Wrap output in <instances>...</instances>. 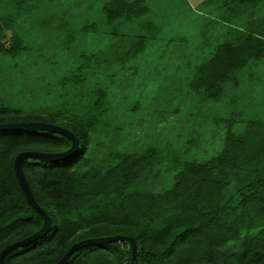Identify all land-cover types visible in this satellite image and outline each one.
<instances>
[{
    "label": "trees",
    "instance_id": "trees-1",
    "mask_svg": "<svg viewBox=\"0 0 264 264\" xmlns=\"http://www.w3.org/2000/svg\"><path fill=\"white\" fill-rule=\"evenodd\" d=\"M149 1L108 0L102 7L105 23L116 29L114 22L121 16L128 19L146 13ZM182 1L181 5L193 12L190 26L196 27L198 22L202 27L209 26V18L235 29L233 37L220 42L210 57L193 69L195 89L218 98L242 70L264 58V19L263 24L249 21L246 26L235 22L238 18L244 21L238 10L250 7L255 11L258 0H203L197 10L189 0ZM40 4L45 3L41 0ZM32 5L30 0H0L1 51L10 55L19 51L18 19L34 10ZM172 8L167 6L168 12L156 20L169 22ZM196 13L201 18L198 21ZM2 20L5 27H1ZM148 29V39L157 40L161 32ZM6 38L12 40L10 48L3 44ZM146 40L140 39L127 54L115 48L107 57L98 55L89 67L92 75L104 74L105 62H112L114 74L116 67H122L143 49ZM84 74L79 73L81 80ZM96 92L100 99L106 95L104 90ZM84 97L78 94L75 105L86 102ZM100 101L81 117L64 121L58 119V113L44 116L0 106V123L51 122L68 128L79 139V150L67 160H24L25 174L37 201L51 217V227L43 238L10 251L5 264H53L79 240L115 234L135 237L134 264H264V117L249 119L237 132L235 120L226 119L228 130L223 132L219 152L205 162H182L168 189L154 193L141 186L142 177L146 170H158L165 162L160 149L148 147L140 154L124 157L110 151L115 148L107 144L103 148L110 157L97 158L95 163L86 157L91 132L98 125ZM70 144L67 137L45 130H0V251L36 232L43 222L21 190L14 171L15 156L24 150L62 151ZM233 243L237 249L220 258L223 246ZM131 262L130 243L120 241L83 247L65 264Z\"/></svg>",
    "mask_w": 264,
    "mask_h": 264
},
{
    "label": "rangeland",
    "instance_id": "rangeland-1",
    "mask_svg": "<svg viewBox=\"0 0 264 264\" xmlns=\"http://www.w3.org/2000/svg\"><path fill=\"white\" fill-rule=\"evenodd\" d=\"M40 1L30 0L34 10L18 19L19 51L10 55L0 50V106L44 116L58 113L64 121L81 117L102 99L86 153L91 162L110 157L103 148L107 144L115 148L110 151L124 157L158 148L165 162L158 170H146L141 186L162 193L182 162H205L219 152L223 132L228 130L226 119L235 120L237 132L249 119L264 117V58L242 70L218 98L198 92L192 81L196 65L206 61L220 42L233 37L235 29L229 23L207 18L209 26L198 22L193 27V12L181 5L185 1L151 0L146 13L128 19L121 16L114 29L105 23L102 10L108 0H43L44 6ZM189 1L197 10L203 0ZM256 5L255 11L250 7L238 10L244 21L238 18L235 22L263 24L264 0ZM167 6H173L169 22L156 20L168 12ZM196 19H201L197 13ZM146 25L161 32L157 40L148 39ZM1 27H5L3 20ZM143 37L147 38L143 49L116 67L114 74L112 62H105V73L92 75L89 67L98 55L107 57L115 48L127 54ZM11 41L3 40L6 48ZM80 72L85 73L83 80ZM99 89L106 93L101 99ZM78 94L87 101L75 105ZM237 247L224 245L219 257L226 258Z\"/></svg>",
    "mask_w": 264,
    "mask_h": 264
},
{
    "label": "water",
    "instance_id": "water-1",
    "mask_svg": "<svg viewBox=\"0 0 264 264\" xmlns=\"http://www.w3.org/2000/svg\"><path fill=\"white\" fill-rule=\"evenodd\" d=\"M45 130L51 133L61 134L67 137L71 144L70 146L62 151L57 152H43V151H35V150H24L20 151L14 158V171L15 175L18 179L20 184L21 190L25 196V199L29 205H31L34 210L42 217L43 222L41 227L31 235H28L20 240L14 241L11 244H8L0 251V264H5V257L6 255L18 248L27 246L40 238H43L51 227V217L47 213V211L39 204L37 201L34 192L30 186L28 178L25 174L23 169V162L27 158L42 160L46 162H56V161H64L72 156H74L77 151L79 150V139L78 137L69 130L68 128L51 123V122H43V121H30V122H9V123H0V130ZM126 241L129 242L131 245V252H132V262L134 264L135 260L137 259V241L135 237L123 235V234H115V235H108V236H99L93 238H85L79 240L72 244V246L65 252V254L58 260L56 263L53 264H65L70 256L77 250L92 245H102L108 244L113 242H120Z\"/></svg>",
    "mask_w": 264,
    "mask_h": 264
}]
</instances>
